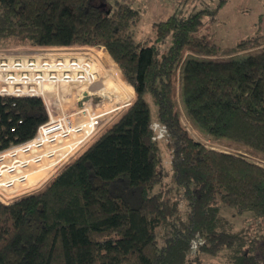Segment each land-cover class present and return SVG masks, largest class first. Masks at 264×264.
<instances>
[{"label":"trees","instance_id":"obj_1","mask_svg":"<svg viewBox=\"0 0 264 264\" xmlns=\"http://www.w3.org/2000/svg\"><path fill=\"white\" fill-rule=\"evenodd\" d=\"M221 1L173 12L141 41L140 11L127 0H0V44L105 48L136 93L42 191L0 200V264H198L200 253L222 252L231 264H264V225L248 246L228 223L246 211L264 220V165L246 155L264 156V49L239 56L263 43L223 48L199 33ZM183 113L234 150L193 137ZM47 120L40 96L0 95V150L30 140Z\"/></svg>","mask_w":264,"mask_h":264},{"label":"rangeland","instance_id":"obj_2","mask_svg":"<svg viewBox=\"0 0 264 264\" xmlns=\"http://www.w3.org/2000/svg\"><path fill=\"white\" fill-rule=\"evenodd\" d=\"M134 8L140 11L139 22L134 26L136 39L147 41L155 38L154 24L159 20L165 19L173 12H179L182 15L201 9L216 8L221 0H127ZM216 15L212 19L211 15L204 16L205 23L199 33L206 35L211 41L219 43L223 48L236 45L243 39L257 37L262 45H255L248 50L242 51L239 56L255 53L264 49V0H226ZM211 17V19H210ZM108 52L102 47H40L31 46L27 43H4L0 44V58L21 57H46L51 56L58 59L59 57L69 58L72 56H88L92 58L94 69L97 72V81L94 84H62L58 88L50 90V97L56 102L53 114L55 116L68 115L69 126L73 127L68 140L60 138L57 141L48 142L43 147L36 148L37 153L49 152L48 146L54 145L57 149L53 156L46 153L38 161H31L29 165L18 167L17 171L3 172L0 177V200L6 203L19 199L31 193L42 191L46 185L58 174L60 169L75 159L82 153L104 130H106L118 117L130 106L135 100L136 93L131 97H126L123 92L122 84L126 87L131 84L123 77L119 65L111 57L110 64H107L106 57L103 53ZM119 67V69H118ZM118 76L117 81L115 77ZM111 79L113 82H111ZM121 85V86H120ZM118 87L117 89L115 87ZM120 86V88H119ZM132 86V85H131ZM133 87V86H132ZM105 88V89H104ZM111 89V90H110ZM120 89V90H119ZM107 90V91H105ZM58 93V95L56 94ZM87 93L88 99L84 100V93ZM114 93V94H113ZM180 102V100H179ZM180 104V109L183 106ZM153 114H156V105L151 101ZM93 114H102V121L96 133L86 138L84 142L76 144L78 140L83 141L86 130L78 134L74 130L78 125L89 123ZM182 122L189 133L204 142L208 147L219 150H234L226 141L215 140L207 135L202 134L191 122L182 114ZM61 140V141H60ZM164 163L167 169H171V154L167 147V141L160 142ZM72 147V150L69 149ZM67 154V155H66ZM66 155V156H64ZM246 155L264 165V156L256 154L250 150ZM35 154L32 151L18 152L15 156L5 157V162L10 163L13 158H32ZM52 165V166H51ZM169 180V178L167 179ZM228 223L231 229L242 232L247 240L248 246L252 242H257L260 237V229L264 225V220L252 216L250 211L244 212L243 215H228ZM159 234H164V229H159ZM163 236V235H162ZM161 236V240H162ZM228 253L222 252L215 257H209L200 253L203 260L198 264H231L228 260Z\"/></svg>","mask_w":264,"mask_h":264},{"label":"built area","instance_id":"obj_3","mask_svg":"<svg viewBox=\"0 0 264 264\" xmlns=\"http://www.w3.org/2000/svg\"><path fill=\"white\" fill-rule=\"evenodd\" d=\"M1 57V56H0ZM97 72L94 69L92 58L88 56L82 57H59L58 59L51 56L46 57H21L16 58H0V95L1 96H40L46 106L48 120L40 124L36 135L22 143L12 144L6 149L0 150V173L17 171L18 167L29 165L31 161H38L46 153L53 156L57 150L54 145H49V152L37 154L38 147H43L48 142L57 141L61 138L68 140L72 126H69V116H55L53 114L56 108L55 100L50 97L54 87L62 84H94L97 80ZM58 95V93L56 92ZM102 121V114H93L90 117L89 123L78 125L74 128L75 131L81 133L84 129L86 135L83 141L78 140V143L84 142L88 134L96 133ZM158 130L157 137H163L166 133V128L155 124ZM61 141V140H60ZM36 147V148H35ZM72 150V147L69 151ZM32 151L35 154L32 158L20 159L13 158L10 163L5 162V157H13L18 152ZM67 155V154H66ZM64 155V156H66ZM0 175V177H1Z\"/></svg>","mask_w":264,"mask_h":264},{"label":"crops","instance_id":"obj_4","mask_svg":"<svg viewBox=\"0 0 264 264\" xmlns=\"http://www.w3.org/2000/svg\"><path fill=\"white\" fill-rule=\"evenodd\" d=\"M72 47H77V46H69V47H66V48H72ZM118 69H119V68H118ZM116 78H117V79H116ZM118 78H119L118 76L115 77V79H116L117 81H120ZM111 82H113L112 79H111ZM120 82H121V81H120ZM126 85H127V84L123 82L121 88H123V92L125 93V96L128 98V97H131V96L133 95V92H132V89L130 88V86L127 87V88H125ZM120 86H121V85H120ZM120 86H119V88H120ZM121 88H120V89H121ZM120 89H119V90H120Z\"/></svg>","mask_w":264,"mask_h":264},{"label":"water","instance_id":"obj_5","mask_svg":"<svg viewBox=\"0 0 264 264\" xmlns=\"http://www.w3.org/2000/svg\"><path fill=\"white\" fill-rule=\"evenodd\" d=\"M84 95H85V97L83 99L84 100H87L89 98L88 95H87V93L85 92Z\"/></svg>","mask_w":264,"mask_h":264},{"label":"bare ground","instance_id":"obj_6","mask_svg":"<svg viewBox=\"0 0 264 264\" xmlns=\"http://www.w3.org/2000/svg\"><path fill=\"white\" fill-rule=\"evenodd\" d=\"M107 64H110V61L109 60H106ZM116 89L118 88L117 86L115 87ZM105 89V88H104ZM111 90V89H110ZM107 91V90H105ZM114 94V93H113ZM52 166V165H51Z\"/></svg>","mask_w":264,"mask_h":264}]
</instances>
